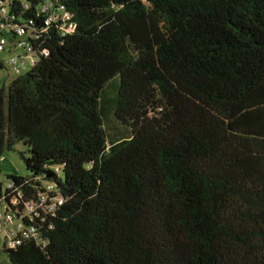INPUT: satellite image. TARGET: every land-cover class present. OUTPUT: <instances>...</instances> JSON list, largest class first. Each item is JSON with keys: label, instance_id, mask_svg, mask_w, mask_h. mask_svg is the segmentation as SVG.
Returning a JSON list of instances; mask_svg holds the SVG:
<instances>
[{"label": "trees", "instance_id": "trees-1", "mask_svg": "<svg viewBox=\"0 0 264 264\" xmlns=\"http://www.w3.org/2000/svg\"><path fill=\"white\" fill-rule=\"evenodd\" d=\"M2 1L9 263L264 264V0Z\"/></svg>", "mask_w": 264, "mask_h": 264}, {"label": "built area", "instance_id": "built-area-1", "mask_svg": "<svg viewBox=\"0 0 264 264\" xmlns=\"http://www.w3.org/2000/svg\"><path fill=\"white\" fill-rule=\"evenodd\" d=\"M54 0H41L39 10L42 13H46V23L57 19V13L52 11ZM8 8L4 1L0 0V52H6L8 54L7 63L11 65L12 72L18 75L17 65H24L28 63L32 64L31 46L26 41V38L30 34V29L22 24L10 23L7 18ZM67 17L66 12H61L59 18L63 19ZM5 30L8 34H5ZM9 31L12 34H9ZM21 51L22 55L18 52ZM2 64L0 62V68ZM3 84V83H2ZM1 85V83H0ZM8 185H10L8 183ZM31 211V205L27 204L24 209V213ZM18 229V225L12 220V215L8 212H4L0 209V233L2 238L0 242L4 241L11 245L13 242L11 239L15 231Z\"/></svg>", "mask_w": 264, "mask_h": 264}, {"label": "rangeland", "instance_id": "rangeland-1", "mask_svg": "<svg viewBox=\"0 0 264 264\" xmlns=\"http://www.w3.org/2000/svg\"><path fill=\"white\" fill-rule=\"evenodd\" d=\"M5 34L8 32L5 30ZM22 55V52H18ZM8 54L6 52H0V62L2 64V68H0V83L7 84L12 78L16 75L12 72L11 65L7 63ZM19 74H24L29 67L28 63L24 65H17ZM20 152L25 154L24 147L17 143L13 146L12 150L5 151L0 156V181L5 183L6 175L14 174V175H25L26 171L24 169V165L22 159L20 157ZM2 238V233H0V240ZM0 264H10L7 260L6 256L0 252Z\"/></svg>", "mask_w": 264, "mask_h": 264}]
</instances>
